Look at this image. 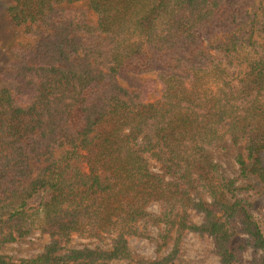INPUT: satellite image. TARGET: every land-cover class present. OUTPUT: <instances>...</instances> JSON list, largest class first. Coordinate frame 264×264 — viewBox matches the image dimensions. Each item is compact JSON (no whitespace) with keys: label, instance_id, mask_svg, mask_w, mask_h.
I'll return each mask as SVG.
<instances>
[{"label":"trees","instance_id":"obj_1","mask_svg":"<svg viewBox=\"0 0 264 264\" xmlns=\"http://www.w3.org/2000/svg\"><path fill=\"white\" fill-rule=\"evenodd\" d=\"M6 12L28 42L0 69V264H175L187 232L210 238L218 264L246 248L264 264L246 193L264 187V0H11ZM228 144L234 178L212 154ZM150 228L158 253L171 246L162 258L129 246ZM35 233L39 252H7Z\"/></svg>","mask_w":264,"mask_h":264},{"label":"rangeland","instance_id":"obj_2","mask_svg":"<svg viewBox=\"0 0 264 264\" xmlns=\"http://www.w3.org/2000/svg\"><path fill=\"white\" fill-rule=\"evenodd\" d=\"M11 5V0H0V69L5 63L12 58L13 50L18 45H24L28 42V38L24 34L22 26L18 27L9 19L6 8ZM74 7L86 10L89 20L92 23L97 21V15L87 9L85 3H76ZM4 86L0 82V87ZM214 159L220 164L222 171L227 177L234 178L238 175V166L234 162L235 151L227 145L225 149L212 150ZM82 168L83 164L78 163ZM256 190L249 189L246 193L249 200L255 205L254 214L259 217L264 224V187L259 185ZM152 211L159 210L158 205L150 207ZM201 214H194L193 220L197 223L201 221ZM264 227V225H263ZM157 228H150L148 237H131L129 246L135 256L154 259L162 258L167 255L171 249L170 244L161 249L158 253L155 239H157ZM48 242L47 237L40 238L38 233L28 237L25 241L11 243L7 252L14 257H27L39 252L42 246ZM81 243L80 239H75L74 244ZM95 242L91 243L94 245ZM243 261L241 264H252L251 250L246 248L242 255ZM218 258L213 252V244L210 238L200 237L194 233L187 232L181 239L178 246V255L176 256L175 264H218Z\"/></svg>","mask_w":264,"mask_h":264}]
</instances>
